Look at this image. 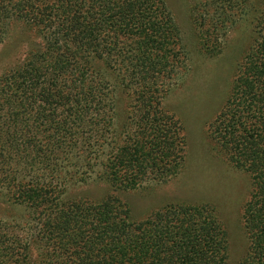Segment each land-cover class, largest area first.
Here are the masks:
<instances>
[{
    "label": "trees",
    "instance_id": "1",
    "mask_svg": "<svg viewBox=\"0 0 264 264\" xmlns=\"http://www.w3.org/2000/svg\"><path fill=\"white\" fill-rule=\"evenodd\" d=\"M189 17L217 56L193 118L163 103L188 66L164 0H0V42L15 23L37 38L0 73V264H264V0H191ZM238 21L248 44L224 52ZM192 126L244 174L234 200L216 182L117 195L184 174ZM88 181L106 192L67 193Z\"/></svg>",
    "mask_w": 264,
    "mask_h": 264
},
{
    "label": "rangeland",
    "instance_id": "2",
    "mask_svg": "<svg viewBox=\"0 0 264 264\" xmlns=\"http://www.w3.org/2000/svg\"><path fill=\"white\" fill-rule=\"evenodd\" d=\"M170 9L175 22L179 28L183 45L188 54V66L185 74L173 85L169 92L163 99V103L170 107H178L181 112L186 110L189 117H194L198 105H200L199 96L203 93L208 86L211 84V78L213 75V64L217 56L209 57L204 55L197 44L196 35L194 28L191 24L189 17V8L191 0H164ZM248 32L249 26L247 21H238L232 26L224 37V44L222 51L230 52H242L248 44ZM37 42V38L31 32L26 29L20 23L12 25L7 33V36L0 42V73L4 69L11 66L15 61L23 56L24 51L32 44ZM5 49L10 50L7 53V57H1ZM195 103V107L191 104ZM198 104V105H197ZM187 116V120L193 121ZM193 131L190 135V141H195L196 146L188 149V160L187 170L182 171L183 173L177 174V176L171 178L169 182L163 185L151 186L152 190L146 189L141 186L132 192H117L121 199L126 202L128 200L131 207L137 204L141 199L148 200L149 202L162 199L163 196H172L173 198L178 197L177 194L186 196L192 195H209L210 189L208 184L216 182L220 185V195L227 197L229 200H234L232 194V180L237 179V186L239 181L243 179V173L226 166L222 161L220 162V156L214 155L209 151V141L204 138V134H197L194 126L191 127ZM195 129V130H194ZM199 129V126H198ZM191 142H188V146ZM192 150V151H191ZM209 153L217 157L220 166L213 164H206L204 161V152ZM230 184L229 186H227ZM107 186L103 183L88 181L73 185L68 188L67 193L70 194H87L90 197H99L101 194L106 192ZM176 195V196H175ZM231 196V197H230ZM153 199V200H152ZM229 205V204H228ZM232 205V204H231ZM227 206V205H226ZM3 206L0 203V211L2 212ZM224 212V218L227 223L233 226L230 209L227 208ZM231 232L234 230L230 229Z\"/></svg>",
    "mask_w": 264,
    "mask_h": 264
}]
</instances>
